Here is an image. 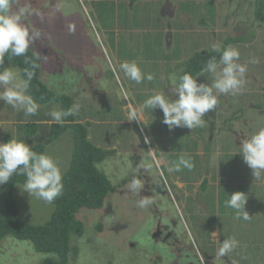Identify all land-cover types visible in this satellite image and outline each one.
<instances>
[{"label":"rangeland","instance_id":"obj_1","mask_svg":"<svg viewBox=\"0 0 264 264\" xmlns=\"http://www.w3.org/2000/svg\"><path fill=\"white\" fill-rule=\"evenodd\" d=\"M156 1L161 3L155 14L153 7ZM259 1L20 0L19 5L13 3V12L23 5H30L34 12H39V15H30L24 22L30 30L37 27L42 31V38L31 46L41 58L45 77L49 78L56 89L78 97V103L73 106V108L79 106L75 111L76 116H79L77 121L91 122V128L95 133L93 140L110 152L109 157L99 165L116 188L114 187L106 196L100 210L93 212L92 217V213H88L89 217L84 221L82 235L73 236L72 243L78 244L80 249L77 255H72V260L70 257L69 264L73 262L74 264H146L148 251L157 248L160 253L165 252L166 248L161 243H156L154 237H150L146 228L140 226V223L130 216L129 209L125 206L129 205L132 210H143L145 220L148 222L147 230L151 229L155 223L151 213L153 203L146 208H140L136 203L139 200L138 195L130 190L122 192L121 186L125 179L132 173L135 175L137 168L143 169L133 160L131 162L126 158L135 156L138 163L142 164L141 157H143L146 174L139 179L142 183L152 186L153 192L156 191L157 186H160V191H166L168 186H184V183L190 180L192 186L205 185V181L201 183L204 174H198L203 167L201 164L195 165L197 172L193 179L172 173L168 176L170 172L165 166L160 172L158 167L149 170L148 156L144 157V150L148 149L145 143H152L151 136L154 133L151 128L155 127V122H158V115L153 109L144 112L141 110V104L133 99L138 98L139 91L147 93L141 89V83L137 84L124 75L119 67L121 62L134 61L137 65L143 66L146 72H154L156 67H163L159 75L162 85H158V88L164 92L175 87L176 77L189 65L194 53L203 48H212L214 44L223 45L227 37H236L237 41L227 46L239 50L240 59L237 63L244 64L247 68L245 82L249 79L251 84H258L261 88L264 84V16L260 18L257 16ZM163 3L168 7L161 12L160 7ZM148 10L151 13H147ZM136 16L137 21L134 20ZM178 18L182 19L181 23ZM142 22L144 25H137ZM174 25H178L176 27L179 37L177 36L174 44H171ZM259 93L258 89L253 95L252 106L247 108L250 117L246 113L239 119L248 130H251L249 123L253 122L250 136L255 132L254 126H264V95L261 97ZM219 109L216 106L211 115ZM96 110L98 114L92 115L97 112ZM131 111H135L139 117L136 119L138 129L128 124L132 122L128 120ZM18 113L19 111L0 101V142H4L1 139L3 132L12 134L16 130ZM83 113L85 116L81 117ZM210 118L214 116L208 119ZM224 120L221 118L218 123ZM183 130L188 131L186 128ZM107 131L112 135L117 132L122 136L106 139ZM200 131L201 128L198 127L190 131L191 133H183V136L177 138L179 143L177 147H184V150L196 154L195 160L202 159L208 167L217 165L215 161L218 158H223L226 151L233 150V148H225L224 143H229L234 147L235 152H238L240 143H237V140L241 142L247 136L239 132L237 138L225 141L215 133L212 135L215 142L214 153L209 158L207 152L204 151L206 155L204 157L203 150L194 149ZM167 133L172 131H166L162 125L160 136ZM12 136L17 139L15 133ZM71 146V134L67 131L65 136L48 145L45 151L47 155L53 147L59 151L57 160L59 164L61 163L62 172L69 161L67 153L71 150ZM188 146H192V150ZM152 152L153 148L150 149V153ZM50 156L53 157L54 154ZM160 164L161 161H158V165ZM242 164L245 163L239 153L228 157L227 165L231 168L235 166L237 170ZM214 176V181L219 182L220 175ZM239 184L240 181L236 179L234 186ZM206 186L209 192L212 186ZM239 188V191L247 194L251 203L259 205L261 200L264 203V172L247 183V186H239ZM111 192L115 193L111 194ZM181 192L185 190L181 189ZM152 198L150 199L154 201V196ZM16 199L25 223L39 224L49 219L51 203L30 196L23 191V184L18 185ZM157 199H160L159 194ZM167 204L171 215L177 219L178 226L187 235L189 243L196 248L198 232L195 233L193 229L197 226L190 225L194 218L188 212L190 206L185 205L183 198L180 202L167 200L164 203L165 209ZM207 208L210 209V205ZM220 212L217 218H211L206 211L198 221V225L204 229L210 228L214 222H219L218 220L223 223L221 231L220 229L218 231L217 227L212 231L211 246L217 247L216 252L221 246L217 241L220 234L230 236L244 243V247L239 248L240 252L232 256L238 261L237 264H264V249L259 248L264 246V208L257 206L248 221L234 222L232 217L227 220L228 210H220ZM97 221L103 222L110 231L103 233L100 246L93 245L94 236L96 240L101 236L93 234ZM163 221H166V215L163 216ZM113 229L123 235L117 236ZM202 241L206 240L202 239ZM107 246V251L102 253L101 249ZM186 253L192 258L190 251ZM44 257L45 254L38 252L29 240L6 235L0 241V264H40ZM228 259L231 260L229 257ZM235 260L233 264H236Z\"/></svg>","mask_w":264,"mask_h":264},{"label":"clouds","instance_id":"obj_2","mask_svg":"<svg viewBox=\"0 0 264 264\" xmlns=\"http://www.w3.org/2000/svg\"><path fill=\"white\" fill-rule=\"evenodd\" d=\"M13 3L19 5L20 0H0V65L4 64L6 56L9 58L26 57L30 46L42 38V31L39 28L33 27L30 30L24 22L30 15H39V12H34L30 5L19 6L18 10L13 12ZM211 49L212 52L219 53V60L217 61L216 57L210 58L196 76H193L191 72H184L179 77L178 83L175 84L173 90L175 99H169L163 92H157L146 99L144 103L142 100L144 108L151 110L159 108L163 112L162 125L168 127L166 128L163 125L166 131H172V133L162 135L164 139L162 144L166 143L167 148L161 147L160 150L158 146L153 145V141L152 143L146 142L145 147L148 148L146 154L153 160L154 165L159 168V172L163 166H166L170 173L173 172L172 174H178L180 177L196 176L195 165L201 164L203 167L198 174L203 173V179L208 178L211 186L230 187L234 186L235 183L228 185L220 184V181H214V175L219 176L220 169L227 174L229 156L233 157L239 153L245 163L239 165L237 169V180L240 181V184H244L243 171L248 168L252 170L254 177H259L261 172H264V126H254L255 132L250 136L253 122L249 123L251 130H248L247 126L239 120L244 114L248 113L247 108L252 106L253 95L259 89V94L262 97L264 90L258 84H251L249 79L248 82H245L247 68L246 65L237 63L240 59V52L237 48L214 44ZM137 62L140 63L139 60ZM119 67L127 78L137 84L144 79L148 81L154 79L153 74L145 75L142 73L140 67L134 61H123ZM33 75L32 71L24 69L26 78L19 79L17 72L11 66L0 69V101L10 105L17 111L23 110L25 116L36 115L39 111V104L31 95L27 94ZM220 94L225 96H219ZM223 101L225 102L220 107ZM216 106L220 109L211 115ZM78 107H70L67 110H52L50 116L55 122L62 123L65 117L74 115ZM206 114L205 119L207 122L204 124L203 117ZM210 116H214V118L208 119ZM248 116L250 117L249 113ZM137 118L139 117L135 111L129 113V121ZM221 118L225 120L218 123ZM210 122L215 124L213 129H210ZM204 125L208 127L207 133L202 128ZM198 127L202 129L197 134L194 149L195 151L203 150L204 157L206 156L205 152H207L209 158L214 153L215 142L212 135L215 133H218L220 138L225 141L237 138L239 132L247 134V136L241 142L237 140V143H240L238 152H235L234 147L230 146L229 143H224L225 148H233V150L226 151L223 158H218L215 161L217 165L208 167L202 159L196 160L195 164L193 159L196 158V154L184 150V147H177L179 146L177 138L183 136V133H191L190 131ZM183 128L188 129V131H184ZM210 132H212L211 135H209ZM119 136L122 135L116 132L115 138ZM34 144L35 141L33 140ZM151 148H153L152 153H150ZM157 149L160 151L159 154H157ZM130 158L131 162L133 160L136 165L143 169L138 170L137 168L136 174L133 175L132 173L127 177L123 182V186H128L133 194L139 195L144 189V184L139 176L146 174V166L143 164V157H141L142 164L138 163L139 161L135 156ZM158 161H161L160 165H158ZM149 170L152 169L149 168ZM14 175L25 177L23 191L45 202L51 203L63 194L62 174L55 160L50 155L36 152L33 146H30L24 140L10 139L7 142H0V185L6 184ZM186 186H189V181L185 182L184 186L179 187L186 188ZM167 190L170 194L164 191L165 196L170 198L171 195L173 201H177L175 188L171 190V186H168ZM239 190V186L230 190L231 194L226 201V206L235 210L237 218L248 220L250 215L245 209L247 194ZM122 192H125L124 189H122ZM113 193L115 192H111V194ZM156 194L163 197L160 192H156ZM136 203L138 207L146 208L153 201L149 197H143ZM76 235L79 236L78 233ZM238 243L235 238L224 239L216 252V256L219 258L227 256L238 246ZM77 247L80 249L78 244ZM78 253L79 250L72 253V255Z\"/></svg>","mask_w":264,"mask_h":264},{"label":"trees","instance_id":"obj_3","mask_svg":"<svg viewBox=\"0 0 264 264\" xmlns=\"http://www.w3.org/2000/svg\"><path fill=\"white\" fill-rule=\"evenodd\" d=\"M160 3V1H156L154 3L155 7H153V12L155 14L158 12ZM259 3L260 5L259 9H257V16L260 18L264 16V0H260ZM147 13H151L150 10H148ZM137 16L134 17L135 21H137ZM152 17L156 18L154 17V15H152ZM156 19L158 20V18ZM178 19L181 23L182 19ZM137 25H144V23H137ZM176 26L178 25H174L171 44H174L177 36L179 37V31ZM237 39L238 38L236 37H227L225 43L221 46L227 47L228 44L237 41ZM212 57H216L218 61L219 53L212 52V49L210 47L198 50L190 59L189 65L182 71L181 74H179L178 77H176L177 83L179 81V77L184 72H191L193 76H196L199 73L200 69ZM9 66H11L17 72L19 79L26 78L24 76V69H28L33 72V79L30 82L27 94L31 95L32 98L39 104V111L34 116H25L23 110H20L17 114L18 117L16 122V130L13 132L17 136V140H24L30 146H33L36 152L45 153L48 145L54 143L55 140L59 137L65 136L67 131H70L72 146L69 153H67V155L69 156V161L63 172L61 170V163L59 164L57 160L58 156L60 155L59 151L56 150L55 147H53L48 152V155L54 154L52 158L55 160L61 171L62 183L64 187L63 194L57 197L53 202H51V215L45 222L39 224L24 222L22 210L16 199L18 185L24 184V176L14 175L6 184L0 185V241L6 235H14L19 239H26L32 242L34 248L38 252L45 254V257L40 264H69L70 257L72 260V253H76L79 250L77 245L72 243L73 236L77 233L79 234V236L82 235L84 221L89 217L88 213H92V217L93 212L100 210L103 207L105 199L107 198V194L115 187L106 173L98 166L107 157H109L110 152L109 150H106L100 143H96L93 140L95 133L91 128V122H78L77 120L79 116H76V114L65 117L62 123H57L51 118L50 112L52 110H67L70 107L73 108L74 104H77L79 100L78 97H76L74 94L63 93L60 90L56 89L49 78L45 77V70H43L41 58L35 53V49H33L32 46H30L26 57L9 58L8 56H6L4 64L0 65V69ZM139 67L142 73H144L145 75L151 73L154 76V79L152 81L143 80L141 82V89L148 95L139 91L140 97L138 96V98H133L135 101H138L141 104V110H143L144 112H148V109L143 107V103L151 95L157 92H162L158 88V85H162L160 83L159 75L162 73L163 67H156L154 72H146L145 69H143V66ZM261 89L264 90V84L261 86ZM173 90L174 87L169 88L163 93L169 99H175ZM222 95L225 96L224 94ZM153 110L156 111L158 115V122H155V127L151 128V131L154 133L151 136V139L153 141V145L158 146L161 150V147L167 148L166 143L162 144L164 139L159 134V131L162 127L163 112L159 108ZM97 114L98 111L92 115ZM84 116L85 113L81 114V117ZM128 124L138 129L136 120H133ZM164 126L168 128L166 125ZM202 128L205 133L208 132V127L206 125H204V127ZM146 130L149 131L148 128H146ZM13 133L10 134L9 132H3L1 139L4 142H7L10 139H14L12 136ZM105 137L106 139L109 137L115 138V135H112L107 131ZM33 140L35 141L34 145ZM189 148L192 150V147ZM144 152L146 158L148 155L146 154V150H144ZM159 153L160 151L157 149V154ZM148 161L150 162L149 168H156L153 160L150 157H148ZM193 162L196 164L195 159H193ZM143 164L145 165L144 161ZM233 168L235 169V166ZM171 173L168 176H170ZM243 173L245 182L244 184L241 183L239 186H241L242 184L243 186H247V183H250L255 178L252 170L249 168L243 171ZM184 178L193 179L195 178V176ZM190 181L189 186H186V188H182L186 193H180L181 188L179 186H175L176 199L178 202H180L183 198L185 201V205L188 204L190 206V210L188 212H190L194 216L193 220H191V225L200 227L193 228L195 233L198 232V234H196V240H199L201 238L205 239L207 241L209 251L216 252L217 247L215 246L213 248L211 246V244L213 243L212 231L217 228L218 231L219 229L221 231L223 223L221 222V220H218L219 222H214V224L210 228L206 229L198 225L199 217L207 211V206L202 204V202L199 200L205 198L209 193L206 186L210 185L209 180L206 177L203 179L201 183L205 181L204 186H192ZM219 187L226 188L228 186ZM230 194L231 192L229 193V195ZM229 195L221 203L220 201L216 202L218 204H221L220 209L215 210L214 207H210L212 212L214 213L209 217L217 218L221 213L220 210H228L229 214H226L227 220L232 217L234 222L248 221L250 220L257 206H260V208H264V203L262 200L259 205H255L251 203L247 197L245 209L248 211L250 217L248 220L237 218L236 216H234L236 214L235 210L230 209L226 206V201L229 199ZM178 197L180 198L178 199ZM163 198L165 200L160 206L161 209L164 208V206L162 205L170 199L165 195L163 196ZM200 204H202V206H200ZM105 232L109 233L110 231L107 230L103 222L97 221L96 229L93 231V234L99 236ZM113 232L117 235V232L114 229ZM220 237V244L224 239L234 238L230 236H222L221 234ZM93 239L95 240L93 242V245L100 246V239L96 240L95 236ZM237 241L239 242L238 246L227 255L229 258H231V260H233L234 257L232 256L234 254L240 252L239 248L244 247L243 241ZM107 248L108 246L103 249H99H101L102 253H105L107 251ZM259 248L264 249V246H259ZM192 252H195L193 248ZM224 262L226 264H230L226 262V259L224 260ZM149 263L153 264V259H147L146 264ZM71 264H74V262Z\"/></svg>","mask_w":264,"mask_h":264},{"label":"flooded vegetation","instance_id":"obj_4","mask_svg":"<svg viewBox=\"0 0 264 264\" xmlns=\"http://www.w3.org/2000/svg\"><path fill=\"white\" fill-rule=\"evenodd\" d=\"M168 5L161 4L160 11L162 12L163 9L167 8ZM172 16V13H171ZM207 117V114L203 117L204 124L207 122L205 119ZM215 126L214 122H210V129H213ZM127 160H131L126 158ZM100 168V165H98ZM101 169V168H100ZM102 170V169H101ZM105 172V171H104ZM220 184H233L235 183V180L237 179V171L234 168H231L229 166L227 174L224 173L223 170L220 169ZM106 173V172H105ZM143 176V175H141ZM140 177V176H139ZM151 180V177L149 178V181ZM144 184V189L142 192L138 195L137 199H141L143 197H149L152 198L154 196V201L152 205V215L153 219L155 221L154 225L151 227L150 230H147L148 222L145 220L144 212L143 210H132L129 205H125L129 209L130 216L137 220L140 223V226H144L146 228V231L149 233L150 237H154V241L156 243H161L166 249L165 252L162 254L157 248H154L153 250L148 251L147 253V259L150 260L153 258V264H224V260L226 259V262L233 264L234 260L228 259L227 256L223 258H219L216 256V252H210L208 249L207 241H202V239L196 240L197 247L193 248V244H189L187 235L184 233L182 228L178 226V221L170 214L169 211V205L167 208L160 209L161 204L165 200L163 197H160V199H157L156 192H160L163 196L167 194H170L169 190L160 191V186H157L156 191L153 192L152 186H149V184ZM219 184V185H220ZM185 185V183H184ZM237 186H230L226 188H221L219 186H212V188L209 190L208 196L200 199L199 201L202 202L205 206L211 205L210 207H214L215 210H218L221 208V204L216 203L217 201H220V203L226 199L230 193V190ZM124 191H128V186H122ZM175 186H171V190L174 189ZM182 189V188H181ZM180 197H178L179 199ZM153 199V198H152ZM173 200V198L170 195L169 201ZM208 200V201H207ZM164 206V204L162 205ZM209 216H212V210L211 208L208 209ZM166 215V221H163V216ZM123 235L121 232H117V236ZM104 236L102 234L100 236V243L101 239ZM221 237L219 236L217 241ZM195 245V244H194ZM192 248L195 250V252H192ZM187 251L191 252L192 258H189L190 254L186 253ZM237 260H235V263L237 264Z\"/></svg>","mask_w":264,"mask_h":264}]
</instances>
